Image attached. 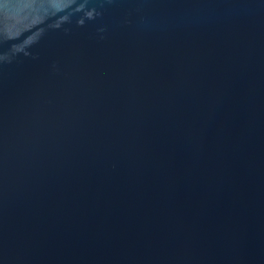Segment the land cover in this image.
I'll return each instance as SVG.
<instances>
[{
  "label": "water",
  "instance_id": "water-1",
  "mask_svg": "<svg viewBox=\"0 0 264 264\" xmlns=\"http://www.w3.org/2000/svg\"><path fill=\"white\" fill-rule=\"evenodd\" d=\"M0 264H264V0H0Z\"/></svg>",
  "mask_w": 264,
  "mask_h": 264
}]
</instances>
